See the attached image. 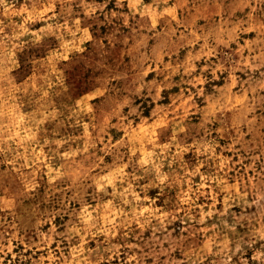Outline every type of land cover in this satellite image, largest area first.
Here are the masks:
<instances>
[{
    "label": "rangeland",
    "instance_id": "rangeland-1",
    "mask_svg": "<svg viewBox=\"0 0 264 264\" xmlns=\"http://www.w3.org/2000/svg\"><path fill=\"white\" fill-rule=\"evenodd\" d=\"M0 264H264V0H0Z\"/></svg>",
    "mask_w": 264,
    "mask_h": 264
}]
</instances>
